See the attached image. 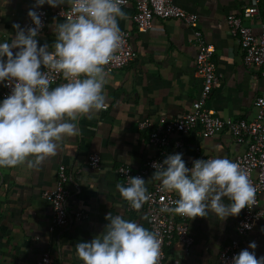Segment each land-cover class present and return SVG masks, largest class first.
Returning a JSON list of instances; mask_svg holds the SVG:
<instances>
[{
    "label": "crops",
    "instance_id": "crops-1",
    "mask_svg": "<svg viewBox=\"0 0 264 264\" xmlns=\"http://www.w3.org/2000/svg\"><path fill=\"white\" fill-rule=\"evenodd\" d=\"M183 10L196 13L205 40L215 48L217 72L221 76L213 89L207 107L221 118L251 120L255 115L253 102L264 92V84L256 68H246L238 43L225 24L230 14H240L251 0H174ZM35 0H0V43L10 42L15 36L13 24L21 27L31 20L27 13L34 10ZM62 6H67L62 5ZM60 7V6H59ZM53 12L47 4L39 7ZM119 28L131 31L130 45L135 59L123 70L108 76L102 110L79 118L81 135L63 141L54 157L32 168L26 163L14 168H0V264H35L48 254L51 264H83L76 253V245L90 241L103 232L111 212L141 224L148 229L145 213L140 209L127 210L116 185L115 169L126 164L138 171L142 164L155 156L146 135L138 124L148 118L153 123L179 117L191 109L197 100L201 80L194 74L196 49L190 43L191 33L178 20H155L145 34L135 32L131 17L132 5L122 8ZM264 11V6H263ZM65 20L50 18L45 31L36 39L38 46L55 41L54 26ZM252 32L260 35L264 27L253 25ZM16 51V50H13ZM56 87V86H54ZM3 82H0V102ZM203 156L232 160L244 151L230 135L223 131L211 138H200L191 133L186 138L182 153L186 166L195 160L194 147ZM98 154L99 169L88 166V157ZM64 164L69 173V197L66 208L70 214L83 211L84 221H73L64 228L49 232L51 211L42 192L54 187L56 170ZM153 173L144 180L147 187ZM225 203L229 201L225 198ZM263 212L254 229L242 240L239 252L255 242L257 258L264 256V195L259 198ZM238 216L225 220L214 214L196 217L189 222V234L194 243L188 251L174 242L166 249L163 264H218L221 249L236 238ZM149 230V229H148Z\"/></svg>",
    "mask_w": 264,
    "mask_h": 264
},
{
    "label": "clouds",
    "instance_id": "clouds-1",
    "mask_svg": "<svg viewBox=\"0 0 264 264\" xmlns=\"http://www.w3.org/2000/svg\"><path fill=\"white\" fill-rule=\"evenodd\" d=\"M123 0H35V8L45 4L70 7L71 15L54 26L55 41L38 46L42 27L37 12L27 13L34 26L13 24L15 36L0 43V82L11 89L0 102V168L22 164L37 168L58 150L63 141L81 135L79 118L102 110L109 73L105 70L121 45L118 18H123ZM16 50V51H13ZM47 69V71H44ZM53 74L65 81L51 87ZM151 181H159L162 191L178 198L161 211L174 215L218 219L238 216L254 205L256 189L237 162L208 158L186 166L182 153L153 162ZM149 182V181H148ZM142 177L128 176L127 186L117 184L120 196L133 209L150 199ZM225 198L229 203H225ZM103 232L76 245L83 264H159L161 242L158 234L122 214L105 216ZM253 241L248 248L255 250ZM242 249L231 264H264V256Z\"/></svg>",
    "mask_w": 264,
    "mask_h": 264
},
{
    "label": "built area",
    "instance_id": "built-area-1",
    "mask_svg": "<svg viewBox=\"0 0 264 264\" xmlns=\"http://www.w3.org/2000/svg\"><path fill=\"white\" fill-rule=\"evenodd\" d=\"M128 5L133 7L131 23L138 34H145L151 30L155 20H178L189 29L190 43L196 49L194 74L201 80V88L197 100L191 104V109L183 112L179 117L168 121L161 119L156 123L146 118L138 124L139 131L146 135L147 143L156 154L153 158L146 160L138 171H133L126 164L118 165L115 169L118 183L127 186L128 176H139L144 179L154 173L153 162H162L171 155V150L184 152L186 138L193 132L200 138H211L220 132H227L237 145L244 147V151L232 161L241 165L256 189L254 205L245 207L238 215L236 238L219 252L218 264H231L232 257L239 253L242 240L263 216V212L259 209V198L264 195V92L253 102L255 115L251 120L219 117L207 107V101L213 89L219 84L221 76L217 72L215 48L205 40L199 25L198 14L183 10L174 3V0H123L121 8ZM263 6L264 0H251L250 6L245 7L240 14L228 15L225 18V24L238 43L243 65L246 68L258 69L264 84V32L260 35L252 32L253 25L264 27ZM34 10L42 21L39 34L45 31L50 18L66 20L71 15L68 6H60L53 12L39 7ZM27 26H34L31 20ZM120 32L121 45L114 53V59L105 66L109 75L125 69L136 56L130 45L131 31L120 28ZM52 80L51 87L65 82L59 74H53ZM10 91L11 89L3 82L1 102L10 94ZM194 154L195 160L212 158L203 156L198 146L194 147ZM100 164L98 154H91L88 157V166L91 169H99ZM68 182L69 173L64 164H59L54 187L41 194L51 211L49 232L64 228L73 221L87 219V214L83 211H76L73 214L68 212L66 208L69 197ZM147 188L150 199L142 205V208L148 229L157 233L160 239L159 264H163L166 259V249L174 242L180 243L185 251L193 245L194 238L189 234L188 226L192 219L188 216L161 211L165 205L174 206L172 202L178 198L176 193L162 191L159 183H153ZM126 206L127 210H132L129 202ZM35 264H51V260L48 254H44Z\"/></svg>",
    "mask_w": 264,
    "mask_h": 264
}]
</instances>
